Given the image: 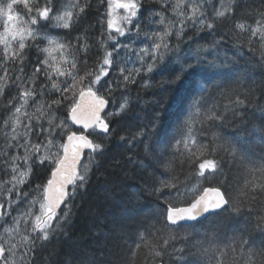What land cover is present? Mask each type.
I'll list each match as a JSON object with an SVG mask.
<instances>
[{
    "label": "snow or ice",
    "instance_id": "1",
    "mask_svg": "<svg viewBox=\"0 0 264 264\" xmlns=\"http://www.w3.org/2000/svg\"><path fill=\"white\" fill-rule=\"evenodd\" d=\"M98 3L104 11L93 24V0H0V97L15 92L0 116V264H116L107 242L129 234L120 264L141 247L150 264H204L221 250L204 244L219 240L234 264H264V214L258 246L221 236L220 225L196 231L209 218L250 214L257 192L264 204V91L258 98L235 73L241 61L264 69V3L239 16L242 0ZM137 78L159 95L134 113L137 130L122 135ZM229 120L235 144L225 148L212 129ZM117 142L130 145L112 165L127 183L105 195L88 235L74 241L73 201ZM257 148L258 164L250 159ZM228 165L252 178L234 185ZM146 199L164 211L146 214ZM61 238L73 251L53 247L45 256ZM178 239L189 247H177Z\"/></svg>",
    "mask_w": 264,
    "mask_h": 264
},
{
    "label": "trees",
    "instance_id": "2",
    "mask_svg": "<svg viewBox=\"0 0 264 264\" xmlns=\"http://www.w3.org/2000/svg\"><path fill=\"white\" fill-rule=\"evenodd\" d=\"M93 3L96 5L91 15L88 17V20L91 23H95L97 19V12H103V7H100L98 0H93ZM264 3V0H242L240 10L238 11V16L245 9L251 11L252 9H259L261 4ZM251 23V20H249ZM1 30V29H0ZM98 31H93L90 33L92 36L98 35ZM191 35V33H189ZM68 39H71L69 36ZM231 55V53H229ZM236 77L239 79L241 85L245 88H253L256 90V95L259 98L261 96L262 91H264V69L260 68L255 62H244L241 61L239 65L235 67ZM162 78H168V74L165 73L164 77L154 76L153 83L159 81ZM138 83L136 85L130 86L132 104L129 106V115L125 118L123 123L120 125L122 135H130L132 132L137 130L136 125L138 121L136 120L134 113L141 112L147 105L144 103L145 101H150L153 99V92L159 95L157 88L150 89H142L139 87V78H137ZM171 90L169 89V92ZM15 92H9L5 97H0V116L6 114V104H7V96L14 95ZM136 96H139L140 99H135ZM215 103H221L226 101H222V98H215L213 101ZM264 103V101H261ZM258 115V113L256 114ZM253 118V113L251 111L248 112V119ZM212 131H220L224 140L222 143L224 147L227 148L228 141H232L235 144V141L232 137V132L234 131L233 123L231 120L227 121L223 128L220 129H212ZM130 145H125L123 142H117L112 145L107 157L101 164V167L94 170V175L89 183V187L87 193L81 196H78L75 201H73V220H72V228L71 232L73 234V240H78L81 236H87L89 229L93 227L94 218L90 215L93 210L103 211V208L106 206V202L104 200L105 195L109 191L114 190L115 195H119L123 186L127 183V181L122 177L119 172H114L112 169V165L118 161L123 159V154L127 151ZM239 147V145H236ZM138 149H133L136 151ZM256 155H251L250 159L255 161L256 164L259 163V149H255ZM131 153H129L130 155ZM190 170L185 167L184 169L177 170V175L180 180H184L186 174ZM225 174L228 177V180L231 181L234 185L239 184L242 186L244 179H251L248 173L242 168L232 167L228 165L224 169ZM3 179V177H1ZM259 182V180H257ZM39 183V181H37ZM205 186H212L211 184L205 183ZM253 193L249 192V195ZM258 197L257 201H255L252 205V212L244 217L233 220L231 218H209L204 221V227L198 228L196 231L204 233L208 231L209 228H212L216 225H220L222 228L221 236L227 237H239L240 235H244L245 238L250 240H255L256 245H259V240L262 238L259 230L256 228L258 223V214H264V204L260 202L259 193H255ZM145 204L147 207L144 209L146 214L152 215L162 213L164 211V207L161 203H152L150 199L145 200ZM144 229H141L143 232ZM146 234V233H145ZM198 240L203 241L204 236L201 235L197 237ZM133 237L131 234L126 236L122 240L112 239L107 242V247L110 250L111 258L116 261V264H120L122 259L128 257V246H132ZM155 242V241H153ZM227 243L225 240L219 241H208L204 244L205 248L210 250H215L217 245L220 247V251H215L214 255H208L206 258H202L204 264H216V261L223 260V264H234V257L230 251L224 249V245ZM181 244L187 248L189 244L187 242L180 241L179 239L176 241V246L180 247ZM62 248L64 252H72L73 247L71 242H66L61 238L59 241H53L51 245L44 250V255H47L48 249L51 248ZM158 250V249H156ZM136 256L134 259L130 261V264H150L149 260V252L150 250L147 247H141L140 249H136ZM195 251V249H193Z\"/></svg>",
    "mask_w": 264,
    "mask_h": 264
},
{
    "label": "rangeland",
    "instance_id": "3",
    "mask_svg": "<svg viewBox=\"0 0 264 264\" xmlns=\"http://www.w3.org/2000/svg\"><path fill=\"white\" fill-rule=\"evenodd\" d=\"M2 30V29H1ZM0 147H3V141H0ZM2 179V178H1ZM3 179H5L4 177H3ZM15 214V213H14Z\"/></svg>",
    "mask_w": 264,
    "mask_h": 264
},
{
    "label": "water",
    "instance_id": "4",
    "mask_svg": "<svg viewBox=\"0 0 264 264\" xmlns=\"http://www.w3.org/2000/svg\"><path fill=\"white\" fill-rule=\"evenodd\" d=\"M0 179H1V177H0Z\"/></svg>",
    "mask_w": 264,
    "mask_h": 264
}]
</instances>
